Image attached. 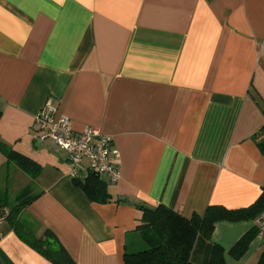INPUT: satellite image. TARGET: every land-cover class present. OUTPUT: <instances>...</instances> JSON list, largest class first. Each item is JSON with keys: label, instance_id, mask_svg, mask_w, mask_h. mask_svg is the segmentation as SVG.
<instances>
[{"label": "crops", "instance_id": "obj_1", "mask_svg": "<svg viewBox=\"0 0 264 264\" xmlns=\"http://www.w3.org/2000/svg\"><path fill=\"white\" fill-rule=\"evenodd\" d=\"M46 103L74 132L111 136L120 179L109 202L89 200L65 152L32 139ZM262 141L264 0H0V143L38 167L31 177L0 152V187L11 173L18 193L30 187L18 219L52 232L75 264H122L139 240L137 205L190 218L253 204ZM253 230L252 220L217 222L190 261L214 264L218 245L223 264H260L264 232L229 255ZM0 264L50 263L6 219Z\"/></svg>", "mask_w": 264, "mask_h": 264}, {"label": "trees", "instance_id": "obj_2", "mask_svg": "<svg viewBox=\"0 0 264 264\" xmlns=\"http://www.w3.org/2000/svg\"><path fill=\"white\" fill-rule=\"evenodd\" d=\"M258 146L264 152V141L258 143ZM0 152L8 161L15 163L31 177L38 172L36 165L2 143H0ZM101 177L95 173H88L81 178L73 179V183L84 192L89 200L107 203L111 200V194L108 191L110 182ZM30 192L29 186L24 187L17 194L15 204L6 216L15 234L50 264H75L52 232L44 230L41 236H36L35 231L25 220L18 219V213L27 203L25 198ZM136 209L139 211V223L135 230L138 231L139 240L134 248L126 246L122 264H192L190 253L195 240L198 237L209 239L217 222L249 221L255 218L264 211V192L247 207L227 209L212 205L206 208L203 215L193 214L190 218H185L162 205L154 208L137 205ZM257 233V230H253L244 234L229 250V255L234 259H239ZM222 254L223 249L218 245H213L211 262L223 264ZM262 263H264V253L260 259V264Z\"/></svg>", "mask_w": 264, "mask_h": 264}, {"label": "built area", "instance_id": "obj_3", "mask_svg": "<svg viewBox=\"0 0 264 264\" xmlns=\"http://www.w3.org/2000/svg\"><path fill=\"white\" fill-rule=\"evenodd\" d=\"M34 141H51L67 156L68 173L73 178H81L88 173L106 176L111 183L120 179L118 153L112 146V138L93 127L74 132L70 119L58 115L46 103L35 116L32 128ZM6 214L0 211V227ZM257 232H264V211L252 219Z\"/></svg>", "mask_w": 264, "mask_h": 264}, {"label": "rangeland", "instance_id": "obj_4", "mask_svg": "<svg viewBox=\"0 0 264 264\" xmlns=\"http://www.w3.org/2000/svg\"><path fill=\"white\" fill-rule=\"evenodd\" d=\"M9 179L6 183H4L3 187H0V201L7 208H11L14 205V196L18 193L17 191L20 189L22 183L14 181V177L12 173L9 175Z\"/></svg>", "mask_w": 264, "mask_h": 264}]
</instances>
